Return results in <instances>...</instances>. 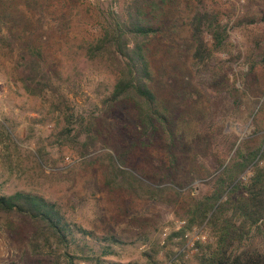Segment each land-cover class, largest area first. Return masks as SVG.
I'll use <instances>...</instances> for the list:
<instances>
[{
    "label": "rangeland",
    "instance_id": "374dc122",
    "mask_svg": "<svg viewBox=\"0 0 264 264\" xmlns=\"http://www.w3.org/2000/svg\"><path fill=\"white\" fill-rule=\"evenodd\" d=\"M29 1L14 10L17 30L44 49L69 109L57 110L48 96L25 92L16 71L23 46L14 53L0 49V195L43 196L69 222L119 237L124 245L114 247L116 255L106 257L108 262L198 264L199 254L212 243L209 224L174 235L186 225L192 202L211 194L225 169L245 183L257 164L264 166L263 151L248 169L241 165L264 144V24L249 23L264 14V0H205L230 36L215 61L228 71L227 78L208 86L215 98V124L224 128L218 145L198 132L210 106L193 71L187 18L195 5L178 1L163 10L167 28L148 46V59L150 86L165 110V123L158 124V141L148 146L137 137L134 101L114 109L105 105L116 83L106 61L84 57L86 41L97 34L105 15L127 0ZM239 53V63L231 68L229 61ZM88 136L99 150L82 155ZM112 157H124L122 174L116 175ZM59 253L54 245L33 254L24 232L0 222V264H68Z\"/></svg>",
    "mask_w": 264,
    "mask_h": 264
},
{
    "label": "trees",
    "instance_id": "16d2710c",
    "mask_svg": "<svg viewBox=\"0 0 264 264\" xmlns=\"http://www.w3.org/2000/svg\"><path fill=\"white\" fill-rule=\"evenodd\" d=\"M24 1L31 4L29 0H0V49L14 53L23 46L22 51H18L16 71L25 92L39 98L48 96L57 110L64 106L69 109L67 99L55 84L57 72L47 65L44 49L37 40L25 38L17 30L14 10ZM178 1L195 5L187 18L194 45L193 71L210 106L198 132L204 139L218 145L222 142L224 128L215 124V98L208 86L227 78L228 71L224 66H215V61L216 54L226 50L230 36L228 25L207 7L205 0H127L105 15L104 23L97 27V34L86 41L84 57L89 61H106L116 75V83L105 105L114 109L128 100L134 101L138 109V140L147 146L155 143L159 138L158 124L165 123V110L160 108L158 96L150 86L152 72L148 46L167 28L169 20L163 10ZM249 21L264 24V14L258 20L251 18ZM240 59L241 53L229 61L230 67ZM236 145L237 139L230 141L229 151L233 152ZM81 146L82 155L99 150L91 136ZM261 151L260 160L264 162L263 144L253 154V159L243 157L242 167H251ZM238 154L240 151L237 150ZM111 160L116 175L122 174L124 157L117 160L112 157ZM225 170L218 175L221 177L211 194L192 202L186 225L174 235H185L194 226L207 223L211 228L212 243L199 254L198 264H264V166L257 164L245 183L236 182V178H230L232 172ZM0 222L7 229L24 232L33 254L57 245L59 255L68 264L74 261L114 264L106 257L116 255L115 246L124 245L115 235H98L69 222L56 203L24 191L0 195ZM88 241L100 247L96 248Z\"/></svg>",
    "mask_w": 264,
    "mask_h": 264
},
{
    "label": "built area",
    "instance_id": "2783aa9c",
    "mask_svg": "<svg viewBox=\"0 0 264 264\" xmlns=\"http://www.w3.org/2000/svg\"><path fill=\"white\" fill-rule=\"evenodd\" d=\"M195 237L197 238L196 240H200V236L198 234H196Z\"/></svg>",
    "mask_w": 264,
    "mask_h": 264
}]
</instances>
